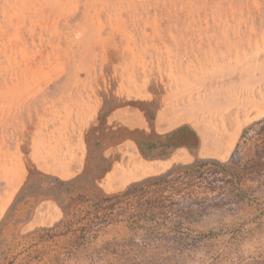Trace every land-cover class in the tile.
<instances>
[{"label": "rangeland", "instance_id": "obj_1", "mask_svg": "<svg viewBox=\"0 0 264 264\" xmlns=\"http://www.w3.org/2000/svg\"><path fill=\"white\" fill-rule=\"evenodd\" d=\"M251 100L264 104V0H0V264H264V110L239 108ZM232 126L225 158L202 155L201 133ZM183 127L192 160L106 188L129 152L150 159V139ZM195 160L209 162L167 178L168 216L131 218L123 202L102 227L73 209L54 228L63 212L43 187L20 193L29 170L85 174L78 186L110 195Z\"/></svg>", "mask_w": 264, "mask_h": 264}, {"label": "trees", "instance_id": "obj_2", "mask_svg": "<svg viewBox=\"0 0 264 264\" xmlns=\"http://www.w3.org/2000/svg\"><path fill=\"white\" fill-rule=\"evenodd\" d=\"M139 149L143 155L146 156L145 152L139 145ZM144 158V157H143ZM146 159V158H145ZM207 160H195L187 165H174L168 171L161 175L147 177L141 181L135 182L127 186L123 191L114 194H104L103 191L98 187L95 179L90 181V184L83 187L77 185L80 180L85 179V174H80L68 180H62L58 177L52 175H45L43 173L29 170L27 181L22 187L20 193H23L26 187H32L36 182L43 189L34 193L37 197H49L55 200L59 207L62 209L63 217L55 225L54 228L65 224L66 229L73 223L68 217L74 216L73 209L79 210L82 214L81 220L87 230L92 227L97 226V228L102 227L101 224H108L113 219L107 218L108 209H112L118 203H128L131 208H134L137 212L132 213L129 217L137 218L145 216V213L151 215L159 214L162 216H168L173 213L172 209L166 208L163 203L158 200H162L163 192L166 188L167 178L171 177L176 169L184 167L186 169H192L195 166L203 165L207 163ZM79 188H82L81 191ZM171 188V186L169 187ZM168 188V189H169ZM167 189V190H168ZM163 197V198H162ZM128 198H133L135 201L128 202ZM161 203V205H160ZM77 205H79L77 207ZM84 205V207H82ZM128 217V218H129ZM98 230V229H96ZM84 232L81 236H85ZM94 235V233H93ZM91 235H89L90 237ZM88 236L86 239L89 238ZM79 238V237H78Z\"/></svg>", "mask_w": 264, "mask_h": 264}, {"label": "bare ground", "instance_id": "obj_3", "mask_svg": "<svg viewBox=\"0 0 264 264\" xmlns=\"http://www.w3.org/2000/svg\"><path fill=\"white\" fill-rule=\"evenodd\" d=\"M251 102V104H248V102L241 103L239 108L244 112V114H248V109L252 110V112H255L256 115L261 114V112L264 110V104H255V102L252 100ZM236 131L237 129L235 128V126H232V131L230 129L229 132H226V130L223 129L220 135L214 134V137L212 138H209L205 132L201 133L202 141L204 142L203 148L201 149L202 155L216 157L219 159L225 158V155L230 150L229 148L231 146V143L229 142L231 140V134L235 135ZM219 136L221 137L219 138ZM128 157L129 158L126 160V162H132L133 167L131 166L129 168V166H125V162L123 161L117 162L111 169L112 176L107 177V186H114L115 184H117L118 186L122 187L126 182L130 180H137L148 175H153L156 173V170L152 169L151 167L154 162L159 164V166L166 168L171 162V159L174 161H183L187 159L188 154L185 153V151H181V155L175 153L169 160L157 159L149 161L144 159L143 157L138 156L137 153L131 151L129 152Z\"/></svg>", "mask_w": 264, "mask_h": 264}, {"label": "crops", "instance_id": "obj_4", "mask_svg": "<svg viewBox=\"0 0 264 264\" xmlns=\"http://www.w3.org/2000/svg\"><path fill=\"white\" fill-rule=\"evenodd\" d=\"M194 138L195 136L193 134L192 129L188 128V130L186 131L184 127L179 128V129H174L170 132H167L161 135H156L155 139H150V145H149L150 159H146V160H149V161H153L157 159L169 160L173 157L175 153L178 155H181L182 150L186 151L187 154L189 155L187 159L183 161H188L190 159L192 160L198 154L197 152H192L191 154V152L187 150L188 149L187 142H189L190 139L194 140ZM137 155L142 157L139 153H137ZM173 162L175 161L171 159V162L169 163V165ZM125 166L127 167L129 166V168L131 166L133 167V163L125 161ZM151 167L152 169L156 170L155 174L160 173L167 168V167L163 168L162 166H159V164H157L156 162H154L151 165ZM110 176H112V170L107 173V177H110ZM131 181H134V180H130L126 182L122 187L118 186L117 184H115L114 186L112 185L107 186L106 184V188L111 191L119 190L121 188H124Z\"/></svg>", "mask_w": 264, "mask_h": 264}]
</instances>
